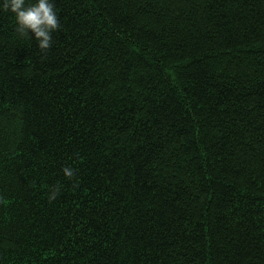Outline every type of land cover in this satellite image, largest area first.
I'll return each mask as SVG.
<instances>
[{"label": "trees", "instance_id": "16d2710c", "mask_svg": "<svg viewBox=\"0 0 264 264\" xmlns=\"http://www.w3.org/2000/svg\"><path fill=\"white\" fill-rule=\"evenodd\" d=\"M54 3L0 10V264H264V0Z\"/></svg>", "mask_w": 264, "mask_h": 264}, {"label": "clouds", "instance_id": "9594fccd", "mask_svg": "<svg viewBox=\"0 0 264 264\" xmlns=\"http://www.w3.org/2000/svg\"><path fill=\"white\" fill-rule=\"evenodd\" d=\"M0 10L11 13L16 33L20 37H31L41 50L51 47L52 34L61 27L54 0H0ZM62 171L65 176L72 175L69 167Z\"/></svg>", "mask_w": 264, "mask_h": 264}]
</instances>
